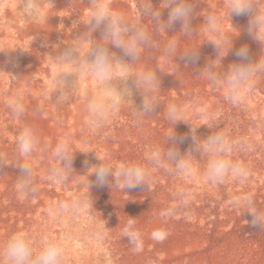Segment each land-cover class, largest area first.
Instances as JSON below:
<instances>
[{
  "label": "bare ground",
  "instance_id": "obj_1",
  "mask_svg": "<svg viewBox=\"0 0 264 264\" xmlns=\"http://www.w3.org/2000/svg\"><path fill=\"white\" fill-rule=\"evenodd\" d=\"M99 3L130 23L139 14L138 0H99ZM21 4V0H0V246L12 234L24 232L37 246L42 237L60 242L65 250L63 264H264V241L243 243L242 248L234 250L233 260L225 251H200V240L181 236L175 220L164 219L157 211L146 208L122 211L113 200L101 197L94 175L89 176L93 182L90 189L82 186L86 177L78 175L86 174L92 165H99V159L114 167L119 162L110 145L113 134L138 139L144 135L128 129L129 120L137 118L132 116L127 104H121L103 127L90 125L87 100L107 97L110 101L113 94L91 74H80L77 65L58 62L59 54L69 45L79 46L83 59L88 47L95 43L93 39H101L102 29L93 31L92 39L85 38L92 11L90 0H36L37 16L35 13L23 16ZM20 21L32 40L29 48L20 37L12 34V28ZM248 21L239 19L234 28L236 35H246ZM38 31L46 50L42 49L39 56L35 55V32ZM108 47L118 59L131 63V58L124 56L120 49L112 45ZM16 70L19 74L11 81L10 76ZM65 71L77 74L79 91L69 102L57 103L50 89L56 75ZM137 71H146L141 58L129 68L119 61L114 64L117 79ZM128 83L131 86L132 80L129 79ZM16 96L25 107L24 115L19 119L13 117L7 105V101ZM155 96H158L156 90ZM132 99L137 107L141 105L142 95L134 87ZM32 104L35 108L30 106ZM191 109L194 112L193 107ZM200 116L195 111L192 119L197 120ZM25 127L36 132L41 148L55 145L60 140L72 145V151H76L72 162V176L75 177L69 178L66 185H57L47 178L48 169L55 164L49 159L48 152L38 150L30 158L19 155L16 137ZM19 163H30L33 167L37 195L25 198L18 192L16 185L20 170L16 166ZM76 198L84 201L78 212L55 217L51 214L53 206L60 201L70 202ZM172 216L174 218L175 213ZM130 219L134 225L132 231L139 236L142 248L139 252L133 249L129 238L123 236V229ZM156 231L164 233L162 241L152 239Z\"/></svg>",
  "mask_w": 264,
  "mask_h": 264
},
{
  "label": "clouds",
  "instance_id": "obj_2",
  "mask_svg": "<svg viewBox=\"0 0 264 264\" xmlns=\"http://www.w3.org/2000/svg\"><path fill=\"white\" fill-rule=\"evenodd\" d=\"M161 8L154 7L152 0H138L140 15L148 17L159 28L169 31L177 23L180 24V33L185 37H190L197 33L198 28L194 29L192 19L196 15V0H161ZM27 0L25 10H29ZM92 9L90 19L87 23L88 30L85 38L92 39L91 33L97 29H102V36L99 41L93 39V43L88 47L86 55L82 59L79 53V46L69 45L59 54L58 62L69 65H77L80 74H91L103 87L113 94L109 101L107 97L103 99L91 98L87 100L86 111L89 114V124L95 127H103L110 118L115 115L121 104H127L132 111V116L137 118V122L147 116H151L156 106L159 104L155 90L160 88V81L157 72L137 71L126 74L123 77L114 76V64L119 61L125 68L132 67L140 61L141 50L158 47L157 43L151 38L147 30L140 24L130 23L119 14L112 13L107 7L99 3V0H90ZM228 15L249 16L247 32L252 39L264 45V10H261L255 0H227ZM167 9V18L163 17V10ZM204 31L213 36L210 41L217 51L214 60H210L200 71L199 75L206 79L213 87L226 90L225 98L233 104H238L243 99V94L250 88L253 78L264 74V62L260 58L256 61L249 59V48L243 45L235 50L234 55L239 58L238 63L229 65L226 71H217L216 62L220 65L225 56L232 51V36L225 35L222 29V20L215 13H209L204 19ZM225 44L227 48L225 50ZM109 45L120 49L124 56L131 58V63L118 59L114 53L109 51ZM165 58L183 60L185 66L195 64L199 60L198 50H181L177 41L169 40L163 48ZM163 73V69H160ZM74 76L75 79L69 80L68 77ZM132 80L130 86L128 81ZM133 87L142 95V102L139 107L134 103ZM79 91L77 74L72 72H61L56 75L50 94L55 95L57 103H67ZM8 108L14 118L19 119L24 115L25 107L19 96L7 101ZM167 119L173 126L166 137V149L161 151L159 148L150 150L146 154L148 165L152 168L165 167L173 174L187 175L191 172L193 153L200 157L207 158L204 176L209 183L222 184L226 179L244 181L249 176V169L240 162L228 158L236 147L246 149L248 146L244 140L233 141L224 131L212 133L201 139L196 135V129L184 118V109L175 103L168 104L166 108ZM178 122H186L191 125L192 148L187 152L181 153L178 143H182L186 136L178 137L175 134V125ZM16 149L23 158L32 157L38 150L48 152L49 159L55 161L47 171V178L57 184L66 185L74 171L72 167L74 153L72 145L60 140L55 145H44L36 132L31 127H25L16 137ZM84 152V151H81ZM87 153V152H84ZM98 158V157H97ZM99 159V158H98ZM99 165H92L87 169L82 186L88 189L93 182L89 176H95V185L104 186L105 184H115L118 188L134 189L142 184H147L151 179L150 167L138 164H121L114 167L103 162ZM87 163V161H85ZM171 165V166H169ZM16 167L20 170L17 177V190L25 198L38 194V187L34 180V170L30 163H19ZM111 178V179H110ZM177 197L184 200L187 193L178 192ZM84 201L79 198L70 202L60 201L51 209V214L59 216L67 212H78L83 206ZM236 208L251 215L250 221L253 227L264 229V211L255 206L253 198L236 197L233 200ZM171 215V211L163 213ZM134 219V218H133ZM134 225L132 220L128 221L123 229V236L128 237L131 246L136 252L142 250L139 236L132 231ZM152 239L157 242L164 239V233L156 231L152 234ZM65 250L63 245L47 237H42L37 246L33 238L24 233L17 232L12 234L2 246H0V264H63Z\"/></svg>",
  "mask_w": 264,
  "mask_h": 264
},
{
  "label": "rangeland",
  "instance_id": "obj_3",
  "mask_svg": "<svg viewBox=\"0 0 264 264\" xmlns=\"http://www.w3.org/2000/svg\"><path fill=\"white\" fill-rule=\"evenodd\" d=\"M25 1L21 0L23 16L34 14L36 0H27V4L30 6L27 11L25 10ZM160 3L161 0H152L153 6L158 9L163 7ZM226 3L227 0H196V15L192 19V25L194 29L198 28V31L190 37H185L179 32V23L167 32L154 24L150 18L141 16L140 12L136 15L137 17L135 16L133 24L138 23L143 26L158 45L156 48L142 49L140 58L144 62L146 71L157 72L160 81V88L156 89L159 104L151 116L143 118L140 122L132 118L129 120V125L127 124L129 130L144 136L138 139L122 136L123 134H113L110 145L119 161L116 166L138 164L150 167V186L142 184L134 189L124 190L115 184L95 186L101 197L113 200L122 211L140 208L157 211L164 219L175 220L180 235L185 239H199L200 251L216 250V253L225 251L233 260L234 250L242 248L243 243L264 241V229L253 227L250 223L251 215L233 205L234 198L250 195L255 206L264 211V74L253 78L251 86L248 88L251 91L247 90L243 94L239 105L233 104L225 98L226 93L223 92L226 91L225 89L213 87L201 77L199 71L217 56L215 46L208 41L214 37L204 31V19L208 13L217 14L222 18L223 33L232 36V51L223 58L221 65L219 61L216 62L217 71H226L230 64L238 63L239 58L234 53L243 45H247L249 48L250 60L253 58L252 61H256L260 58L261 62H264V45L252 39L248 32L243 36L236 35L234 28H236L239 19L249 20V16L232 15L230 18L226 12ZM255 3L264 10V0H257V2L255 0ZM259 4L261 5L259 6ZM163 17L167 18V9L163 10ZM22 22L15 24L12 34L14 37H20V41L26 42V46L29 48L32 40L27 36V29ZM49 33L47 34L50 35ZM169 40L177 41L181 50H198L199 60L195 64L185 66L184 61L179 57L177 60L166 59L163 55V48ZM22 45V48H26ZM35 46V55L39 56L42 51H46L42 40L39 39V31L35 32ZM226 48L227 44H225V50ZM160 69H163V73L160 72ZM18 74L19 72L16 70L14 75L10 76V80H14ZM170 103L183 107L184 118L197 128L196 135L199 138L203 139L212 133L224 131L233 141H246L249 147L246 149L236 147L228 154V158L242 163L249 169L247 179L234 181L228 178L219 185L209 183L204 176L207 158L200 157L195 152L191 157V172L187 175L173 174L165 167L152 168L148 165L146 154L150 150L159 148L164 151L167 147L166 137L173 127L166 115V108ZM30 106L35 108L34 104ZM191 107L194 112L198 111L201 114L197 120L192 119L194 112ZM28 115L31 116L32 111ZM190 123L178 122L175 125V134L178 137H187L182 143H178L182 154L193 146ZM181 191L187 193V198L184 200L176 195ZM169 211L175 213L174 218L172 214L170 216L163 214Z\"/></svg>",
  "mask_w": 264,
  "mask_h": 264
}]
</instances>
